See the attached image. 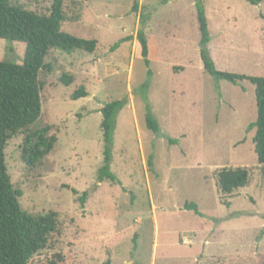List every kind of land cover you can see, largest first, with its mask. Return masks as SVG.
Here are the masks:
<instances>
[{
	"label": "rangeland",
	"instance_id": "obj_1",
	"mask_svg": "<svg viewBox=\"0 0 264 264\" xmlns=\"http://www.w3.org/2000/svg\"><path fill=\"white\" fill-rule=\"evenodd\" d=\"M258 1L203 0L207 50L218 70L264 77V0ZM51 2L10 0L39 15H48ZM194 2L64 0L62 31L94 39L96 50H53L45 58L41 120L53 127L56 145L42 166L21 162L23 134L4 151L20 208L58 218L57 233L29 264L262 263L264 180L249 128L254 86L215 82L203 71ZM142 23L148 67L137 40ZM23 52L22 43L0 40V61L19 65ZM79 89L86 97L72 101ZM144 97L158 134L146 127ZM123 99L110 165L116 182L99 183V111ZM234 168L248 172V184L222 196L215 175Z\"/></svg>",
	"mask_w": 264,
	"mask_h": 264
},
{
	"label": "trees",
	"instance_id": "obj_2",
	"mask_svg": "<svg viewBox=\"0 0 264 264\" xmlns=\"http://www.w3.org/2000/svg\"><path fill=\"white\" fill-rule=\"evenodd\" d=\"M250 5L258 0H245ZM194 7L199 30V55L203 71L215 82L226 81L238 85L247 81L254 86L256 120L249 128L254 129L252 139L257 164L264 180V77L248 76L218 70L211 60L207 46L211 41L203 0H195ZM64 0H52L48 15H39L10 4V0H0V40L19 42L24 45L22 63L14 65L0 61V264H29L41 253L49 237L58 231L59 223L55 213L36 215L20 208L22 193L12 184L5 164V148L9 140L23 134L20 160L29 169H37L53 152L56 137L53 127L41 120L40 72L48 68L45 58L50 51L70 55L74 52L92 54L96 50L94 39H83L63 32ZM143 23L137 40L141 57L149 66L150 47L143 32ZM148 71V76H150ZM144 87V91L145 92ZM86 97L83 89L75 91L71 100ZM145 102V124L149 131L158 134L160 129L153 117L150 106ZM126 99L106 103L99 111L102 117L100 128L103 137V164L97 174L99 183L116 182L111 173L113 136L116 119ZM248 172L243 168L222 169L215 175V186L222 196L231 195L248 184ZM88 193H83L78 201L83 206ZM185 209L198 214L194 205ZM104 264H111L109 261ZM264 264V256L262 263Z\"/></svg>",
	"mask_w": 264,
	"mask_h": 264
}]
</instances>
